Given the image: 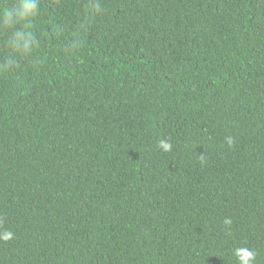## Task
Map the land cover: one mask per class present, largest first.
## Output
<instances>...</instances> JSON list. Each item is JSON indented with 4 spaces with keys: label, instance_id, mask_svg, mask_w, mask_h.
Returning <instances> with one entry per match:
<instances>
[{
    "label": "trees",
    "instance_id": "16d2710c",
    "mask_svg": "<svg viewBox=\"0 0 264 264\" xmlns=\"http://www.w3.org/2000/svg\"><path fill=\"white\" fill-rule=\"evenodd\" d=\"M21 26L0 264H264V0H39L27 56Z\"/></svg>",
    "mask_w": 264,
    "mask_h": 264
},
{
    "label": "clouds",
    "instance_id": "9594fccd",
    "mask_svg": "<svg viewBox=\"0 0 264 264\" xmlns=\"http://www.w3.org/2000/svg\"><path fill=\"white\" fill-rule=\"evenodd\" d=\"M95 11H99V5L93 4L91 6ZM39 0H16V3L8 8L0 11V26L13 27L17 24L22 26L12 31L8 38L12 46V52L20 56L29 55L33 47L38 45V42L30 30V20L38 14ZM81 44L80 40H73L70 42V48H78ZM16 61L13 58H9L3 65H0V71L7 70L11 65L15 64ZM163 143V142H162ZM231 143V138H229ZM165 148H170V145L164 144ZM230 223V221H225ZM6 239L12 238V233L7 232L5 234ZM248 259L244 261V264H250L254 259V253L248 252Z\"/></svg>",
    "mask_w": 264,
    "mask_h": 264
}]
</instances>
